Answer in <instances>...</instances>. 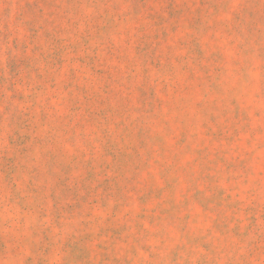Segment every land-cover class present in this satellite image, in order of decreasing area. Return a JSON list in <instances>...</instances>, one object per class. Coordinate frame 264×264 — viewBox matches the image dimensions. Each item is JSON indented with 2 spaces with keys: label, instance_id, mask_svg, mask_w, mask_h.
Listing matches in <instances>:
<instances>
[{
  "label": "rangeland",
  "instance_id": "obj_1",
  "mask_svg": "<svg viewBox=\"0 0 264 264\" xmlns=\"http://www.w3.org/2000/svg\"><path fill=\"white\" fill-rule=\"evenodd\" d=\"M0 264H264V0H0Z\"/></svg>",
  "mask_w": 264,
  "mask_h": 264
}]
</instances>
